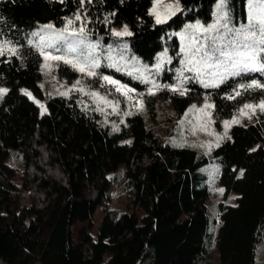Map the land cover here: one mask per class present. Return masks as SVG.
I'll use <instances>...</instances> for the list:
<instances>
[{"label": "trees", "instance_id": "16d2710c", "mask_svg": "<svg viewBox=\"0 0 264 264\" xmlns=\"http://www.w3.org/2000/svg\"><path fill=\"white\" fill-rule=\"evenodd\" d=\"M215 2L179 0V11L157 24L149 11L153 0H92L84 5L80 0H0V87L9 89L0 101L2 262L210 264L216 250L220 264H255L257 244L264 236L263 119L233 124L231 139L204 154L162 140L117 93L123 113H132L125 120H118L119 110L112 116L116 120L102 121L94 105L84 104L75 91L48 96L46 112L40 114L36 102L21 92L45 98L39 84L42 56L27 37L40 24L63 26L68 18L71 26L83 22L87 34L105 39L113 26L127 25L132 35L123 38L152 63L166 42L173 44L170 51L177 50L171 31L188 21L211 20ZM228 6L244 15L245 0H228ZM77 14L86 19L76 20ZM179 69L177 59L166 63L154 80L161 88L144 95L150 117L159 98L169 99L180 117L191 102L207 97L213 114L228 118L244 103L264 97L260 89H240V96L228 99L240 84L253 79L264 83V73L242 72L205 87L194 74ZM112 72L143 87L127 74ZM181 82L183 96L163 87ZM10 149L20 151L22 167L7 163ZM213 161L220 165L218 182L224 194L237 193L235 205H221L218 219L208 215L209 189L200 171ZM115 184L128 197L125 210L106 208ZM98 207L101 216L94 227Z\"/></svg>", "mask_w": 264, "mask_h": 264}, {"label": "rangeland", "instance_id": "374dc122", "mask_svg": "<svg viewBox=\"0 0 264 264\" xmlns=\"http://www.w3.org/2000/svg\"><path fill=\"white\" fill-rule=\"evenodd\" d=\"M176 0H160V3L152 6L150 9L154 8V11L160 14L161 18H165L166 16L171 15L172 12H177L175 8L168 9L167 5L175 4ZM218 0H216L213 7V18L209 21H202L200 19L188 21L186 22L180 29L173 30L170 34L174 35L177 38L178 45L177 50L170 51L173 47L171 43H165L164 48L158 53L155 60L152 63H148L144 61L141 56L135 53L127 41V39L122 37H116L112 35V29H116L118 31L122 30L123 26H113L111 28L110 33L106 34L108 39H105V35H90L87 34L88 40L96 45L94 50V56L98 59L100 63V67L96 68L97 76L89 77L77 70H75L71 65L64 64L62 61H49L48 63L51 65V68H41V64H44V58H41L40 61V73L41 77L39 79L40 86L43 87V93L45 98H40L35 96L32 91L27 90L32 94L35 99L34 101H39L40 104L44 105V109H41L39 104L40 114L46 112V98L50 95H58L61 93L69 94L71 91H75L79 97V99L84 102V104H93L96 110L100 113V118L102 121H113L117 118L112 117L115 113L112 112V106L110 104H105L99 97H93L89 94L92 91L98 92L100 96H106L109 101H117L115 98V94H119L116 92L115 87L112 85H108L106 82L100 79V76H111L113 79L118 80L121 84L127 85L129 88L133 89L132 93H128L133 99L130 102L125 96H122L124 102H128L132 107L137 109L144 119H146L150 126L153 127L158 135L162 138V140L169 142L174 147H182L188 146L202 152L204 154H210L213 148L217 143H220L226 138H222L219 141L217 137H223L224 135V121L231 120L233 116H236L239 119L238 124H245L247 122H255L256 120L263 119L264 113H260L257 110V114L252 116L251 119L246 118L245 116L240 115L237 111L235 114L228 118H217L213 114V107L205 108V104L213 105V102L205 97L200 102L193 101L190 103L187 110L182 114V116L177 117L172 108V104L169 99H161L154 102V116L150 117L149 105L147 101L144 100V95L147 94V90L151 87V83H144V80L147 79L149 81H154L157 77V74L163 70V67L166 63L170 61H174L177 59L180 72L187 71L194 74L197 80L205 86L208 84L211 86L213 83L219 84L227 77L232 75H227L225 72V68L227 71H233L231 65H225V67L220 68L218 71L223 74L224 78L221 81L219 76H210L205 72L203 75H197L194 71H188L187 69L190 65L187 64V57L185 51L187 47L193 42V37L198 36L201 42L204 41V37L202 33H197L193 28H186L187 25H197L198 23L204 27L208 25L214 24L216 22V6ZM180 9V3H179ZM227 9L229 11L230 17V27H240L241 25H247L249 19V2L245 0V12L244 15H241L239 11L234 10L228 6ZM153 15V14H152ZM155 21L156 16L153 15ZM168 20V19H167ZM49 23L40 24L39 26L33 28L27 35L28 39L33 43L37 44L40 40L39 36H33L32 33L39 32L41 35H46L49 31L44 29L41 31V26ZM52 24V23H51ZM54 25V24H53ZM65 27L63 26H55L56 29H60ZM73 27V26H71ZM74 28H76L74 26ZM129 30V28H128ZM130 31V30H129ZM171 39L170 36L168 38ZM206 43V42H205ZM45 51L51 52L53 55H64L63 52H52L51 49H48L45 45ZM86 54V53H85ZM175 55H177L175 57ZM157 65H159V70H157ZM119 69V70H117ZM112 71L127 74L134 80H137L143 84L142 88H137L136 86L130 84L129 82H125L122 79L118 78ZM211 71H217L213 69ZM79 80L80 84L77 85L78 88L83 89V91L71 90L73 85H76V81ZM203 81V83L201 82ZM155 82V81H154ZM101 85H104L103 87ZM155 89H153L154 91ZM138 91L143 95H138ZM66 94V95H67ZM120 95V94H119ZM143 100V107L141 108L136 101ZM1 101V99H0ZM122 102V101H121ZM258 102V101H257ZM251 103V102H249ZM256 103V102H252ZM193 105L196 107L193 108ZM122 106L119 103V110L122 111ZM246 112H250V110H245ZM126 112L123 113L118 118V120L126 119ZM206 113L208 115H206ZM232 126V125H231ZM228 129V136H231L230 129ZM195 132V134H193ZM209 133H212L211 135ZM7 163L16 167H22V158L20 156V151L16 149H10L9 156L7 158ZM200 171L206 175L207 185L209 189V195L206 199V206L208 210V215L210 217H215L218 219L219 212L221 209V205H235L237 193L229 192L227 195L218 191V189H224V187L218 182V177L220 174V165L213 161L208 164L202 166ZM128 204V197L126 193L122 191V188L119 185H113L112 189V199L106 205V208H112L118 211L125 210ZM101 216V210L98 207L93 215V226L96 227L99 223V218ZM0 264H5L0 260ZM39 264V263H35ZM200 264H204L200 261ZM210 264H220L219 256L216 250H212ZM255 264H264V236L262 240L257 244L256 248V256H255Z\"/></svg>", "mask_w": 264, "mask_h": 264}, {"label": "snow or ice", "instance_id": "6c2138e0", "mask_svg": "<svg viewBox=\"0 0 264 264\" xmlns=\"http://www.w3.org/2000/svg\"><path fill=\"white\" fill-rule=\"evenodd\" d=\"M85 2L92 3V0H80V4L84 5ZM228 0H218L216 6V22L214 24L204 27L199 23L197 25H187L186 28H193L197 33H202L204 41L201 42L198 36L193 37V42L187 47L185 51L187 57V64L190 67L188 71H194L197 75H203L207 72L210 76H219L221 81L224 76L218 70L225 65H231L233 71L225 72L227 75L238 76L242 72H260L264 73V0H248L249 2V19L247 25H241L240 27H230V17L229 11L227 9ZM160 0H153V5L159 4ZM153 9H150V14L156 16V23L163 24L167 22L170 16L161 18L160 14L156 13ZM168 9L175 8L179 11V0H176L175 4L167 5ZM171 15H175L172 12ZM65 27L56 29L55 25L49 23L41 26V31L44 29L49 30L46 35H41L39 32L32 33L33 36H39L40 40L35 45L39 51L40 56L44 58L45 63L41 64V68H51L49 61H62L64 64L71 65L75 70L89 76H97L96 68L100 67L98 59L94 56V50L96 45L92 44L88 40L86 24L81 23L78 28L71 27L73 21L71 19L65 18ZM86 17H82L80 14L76 15V20L83 21ZM107 20V17H105ZM112 35L116 37L130 36L132 33L128 30L127 25L123 27L122 30L118 31L112 29ZM31 44L32 42L29 41ZM45 45L52 52H63L64 55H53L51 52L45 51ZM12 53V55L17 54V49L14 47H9L7 49ZM86 53V54H85ZM3 47L0 46V55H3ZM159 70V65L156 66ZM216 69L217 71H211ZM119 70V69H117ZM100 79L106 82L108 85L115 87L116 92L121 96H125L130 102L132 97L128 93H132L134 90L129 88L127 85L121 84L118 80L113 79L111 76H100ZM203 83V81H201ZM144 83H151V87L148 88V95H155L156 93L153 89L159 90L161 85L156 84L154 81L144 80ZM80 81H76V85L72 86L71 90L83 91V89L78 88L77 85ZM102 87L104 85H101ZM205 84V87H208ZM212 87H216L217 84L213 83ZM41 87H43L41 85ZM173 92H179L181 96L185 95V91L181 90V85L178 86H168ZM240 89L256 90L260 89L264 91V83L258 80H251L250 83L240 84L238 88L234 90V94L230 95L228 99H236L242 93ZM9 89L6 87H0V99L8 93ZM24 95H27L30 99H35L30 92L25 89H21ZM67 93H61V95H66ZM89 94L93 97H99L105 104H110L112 106V112L116 113L119 107V101H109L106 96H100L98 92L92 91ZM143 95V94H141ZM39 104L41 109H44V105L40 104L37 100L35 101ZM136 103L142 108L144 101L137 100ZM196 106L193 105V108ZM205 108H211L213 105L205 104ZM250 110L246 112L245 110ZM257 110L260 113H264V97H262L256 103H244L241 108L238 109L240 115L251 119L252 116L257 114ZM131 112L125 113V115H131ZM206 115H208L206 113ZM122 122V121H121ZM240 121L236 116H233L231 120H225L224 123V135L223 137H217L219 141L222 138L231 139L228 136V129L233 124H238ZM114 131L119 129L114 126ZM195 134V132H193ZM210 135L212 133H209ZM130 143V141L128 142ZM219 147V143L216 144ZM260 146L258 145L257 148ZM251 151H256V148L251 149ZM240 175H243V170H241ZM218 191L223 195L224 189H218ZM236 197H233L235 199Z\"/></svg>", "mask_w": 264, "mask_h": 264}]
</instances>
